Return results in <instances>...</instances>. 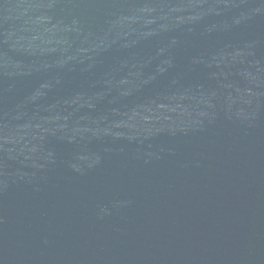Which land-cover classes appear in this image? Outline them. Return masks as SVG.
Here are the masks:
<instances>
[{
    "label": "water",
    "instance_id": "water-1",
    "mask_svg": "<svg viewBox=\"0 0 264 264\" xmlns=\"http://www.w3.org/2000/svg\"><path fill=\"white\" fill-rule=\"evenodd\" d=\"M0 264H264V0H0Z\"/></svg>",
    "mask_w": 264,
    "mask_h": 264
}]
</instances>
